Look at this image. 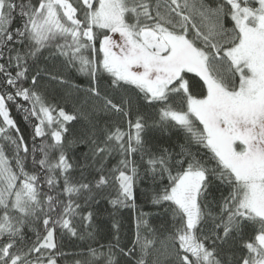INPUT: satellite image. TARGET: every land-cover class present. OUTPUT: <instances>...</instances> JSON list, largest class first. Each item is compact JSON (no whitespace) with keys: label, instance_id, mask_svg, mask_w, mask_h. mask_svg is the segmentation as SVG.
Returning <instances> with one entry per match:
<instances>
[{"label":"snow or ice","instance_id":"6c2138e0","mask_svg":"<svg viewBox=\"0 0 264 264\" xmlns=\"http://www.w3.org/2000/svg\"><path fill=\"white\" fill-rule=\"evenodd\" d=\"M73 71L92 101L80 128L43 83L80 91ZM150 120L186 144H150ZM145 180L160 228L139 210L131 247L115 221L96 241L84 209L135 210ZM58 233L96 245L73 264H264V0H0V264H60Z\"/></svg>","mask_w":264,"mask_h":264},{"label":"trees","instance_id":"16d2710c","mask_svg":"<svg viewBox=\"0 0 264 264\" xmlns=\"http://www.w3.org/2000/svg\"><path fill=\"white\" fill-rule=\"evenodd\" d=\"M18 23V21H17ZM47 55V53H45ZM45 66L50 67V63L46 64L41 61L40 67L43 68ZM65 76L71 79L72 84L79 86L80 91H76L75 89L70 88L68 85H61L57 81H50L45 77L43 83L47 87L48 95L50 99H53L60 104V106L64 107L65 110L69 114L77 115V120L71 122L69 127L75 126V128H80L81 126L87 125V120L84 119V116L81 113L87 114L90 112V105L92 103L91 100L87 99L86 93L84 89H87L89 86L88 78L86 76H82L75 71L69 73H65ZM103 84V82H102ZM23 103L25 107L28 106L26 102L22 100L19 101ZM11 116L16 121L17 125L20 128V131L25 134V138L27 140H31L29 133L31 132V122L26 121L24 119L25 113L22 110H18L15 105L10 104ZM141 111L143 108L141 106ZM133 120L135 119V111L132 116ZM90 119L98 121L101 125L108 121L110 117L105 116L103 113L92 114ZM150 127L146 129L144 134L145 139L152 145H156L159 147H166L170 150H174L176 152L180 151V146L186 144V136L187 134L183 129L178 127H167L161 128L155 125H152L151 120L149 121ZM121 126L127 130V124L121 122ZM197 148H200L199 154L204 155L207 150L203 149L200 146L193 145L192 150L194 152L197 151ZM87 151V148L84 145H78L74 149L75 157L79 158L82 156L84 152ZM115 163V161H113ZM112 192V195H115L114 190H109ZM221 191H224L226 194V189L223 186H219L217 182V186H214L210 189V192L213 197L219 199ZM137 196L138 199L136 201L137 208L134 210L132 208H121L118 213L113 214L112 206L107 202V199H102L98 205H93L91 208L84 209V212L93 211V221H92V229L96 233V241L99 243L106 244L113 235L112 225L115 222H119L121 225L120 229V237L121 243L128 245L131 247V244L135 238L136 233V219L139 210H143V212L148 213L149 215L146 217L148 219L149 224L159 229L160 225L163 221L167 219L164 215L162 209H159L153 206L150 202L151 200V182L145 180L140 183L137 188ZM78 229L81 232L84 231L81 222L79 219L75 221ZM35 231L43 232L42 224L37 223L34 226V231L29 232V236L34 240ZM142 234L146 235L142 229ZM58 243L61 247V250L65 252L67 255L60 260V264H73L75 259L79 258V255L85 253L87 251V247L89 244L96 246L93 241L88 239H80L79 237H72L71 235L65 234L60 236L58 233Z\"/></svg>","mask_w":264,"mask_h":264}]
</instances>
